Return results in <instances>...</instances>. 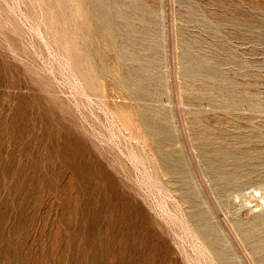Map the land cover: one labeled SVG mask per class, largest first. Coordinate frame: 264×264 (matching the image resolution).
<instances>
[{
  "label": "rangeland",
  "instance_id": "374dc122",
  "mask_svg": "<svg viewBox=\"0 0 264 264\" xmlns=\"http://www.w3.org/2000/svg\"><path fill=\"white\" fill-rule=\"evenodd\" d=\"M0 264H264V0H0Z\"/></svg>",
  "mask_w": 264,
  "mask_h": 264
},
{
  "label": "bare ground",
  "instance_id": "6f19581e",
  "mask_svg": "<svg viewBox=\"0 0 264 264\" xmlns=\"http://www.w3.org/2000/svg\"><path fill=\"white\" fill-rule=\"evenodd\" d=\"M212 243V242H211Z\"/></svg>",
  "mask_w": 264,
  "mask_h": 264
}]
</instances>
